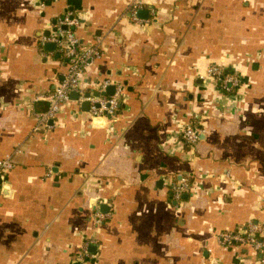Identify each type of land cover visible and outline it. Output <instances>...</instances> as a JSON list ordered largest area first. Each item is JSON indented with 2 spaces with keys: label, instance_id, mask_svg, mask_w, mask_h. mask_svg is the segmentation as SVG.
Returning <instances> with one entry per match:
<instances>
[{
  "label": "crops",
  "instance_id": "1",
  "mask_svg": "<svg viewBox=\"0 0 264 264\" xmlns=\"http://www.w3.org/2000/svg\"><path fill=\"white\" fill-rule=\"evenodd\" d=\"M42 1L0 0V159L13 162L0 175V264H260L217 236L264 220V0H140L137 20L133 0ZM66 12L82 46L99 40L84 96L108 78L119 107L92 116L70 95L37 128L66 71L42 38ZM211 64L240 84L219 92ZM190 123L203 130L192 146ZM179 175L190 190L175 205ZM96 212L110 217L96 224ZM84 241L93 259L80 263Z\"/></svg>",
  "mask_w": 264,
  "mask_h": 264
},
{
  "label": "built area",
  "instance_id": "2",
  "mask_svg": "<svg viewBox=\"0 0 264 264\" xmlns=\"http://www.w3.org/2000/svg\"><path fill=\"white\" fill-rule=\"evenodd\" d=\"M43 0L41 4H44ZM140 0H133L129 7L130 17L137 20V10ZM154 13L153 10H151ZM77 24V18L66 12L63 16L56 18L55 31L49 37H43L42 42L52 41L56 45L58 54L66 61V71L62 79L54 84L53 90L46 96L48 107L44 112L34 114L36 127H50L49 121L57 117L64 104L71 101V93H77L79 99H85L89 103V113L92 116L112 117L116 114L119 107L120 86L116 85L114 92L110 95L103 93L104 89L112 83L110 79H102L97 85L96 93L89 92L84 96L81 85L82 78L88 65L96 58H99L101 51L99 40L94 43L82 46L71 27ZM207 78L213 86L224 94L232 92L239 84L240 77L231 70H226L219 64H211L207 69ZM94 93V94H93ZM203 134V130L190 123L181 130L183 143L192 146ZM13 167L10 157L0 159V175H4ZM190 190L189 178L186 175H179L176 183L170 186V201L178 204L183 194ZM110 217V213L96 212L94 221L101 224ZM218 240L223 246H245L252 253L260 256V264H264V220H250L233 231L218 233ZM89 242L84 241L76 255V260L83 263L85 259H93V255L88 251Z\"/></svg>",
  "mask_w": 264,
  "mask_h": 264
},
{
  "label": "water",
  "instance_id": "3",
  "mask_svg": "<svg viewBox=\"0 0 264 264\" xmlns=\"http://www.w3.org/2000/svg\"><path fill=\"white\" fill-rule=\"evenodd\" d=\"M113 90H114V87H112V86L108 87V89H107V94H108V95L112 94V93H113ZM76 94H77V93H75V92L71 93V95H76ZM96 95H98V93H96ZM185 195H186V194H184L183 197H185ZM104 207H105V206H104Z\"/></svg>",
  "mask_w": 264,
  "mask_h": 264
},
{
  "label": "trees",
  "instance_id": "4",
  "mask_svg": "<svg viewBox=\"0 0 264 264\" xmlns=\"http://www.w3.org/2000/svg\"><path fill=\"white\" fill-rule=\"evenodd\" d=\"M65 65H66V62H65ZM226 70H230V69L226 68Z\"/></svg>",
  "mask_w": 264,
  "mask_h": 264
}]
</instances>
